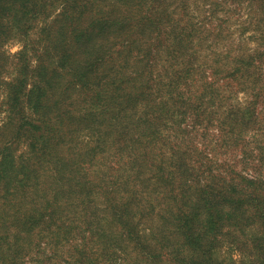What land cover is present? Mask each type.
Segmentation results:
<instances>
[{
  "label": "trees",
  "instance_id": "16d2710c",
  "mask_svg": "<svg viewBox=\"0 0 264 264\" xmlns=\"http://www.w3.org/2000/svg\"><path fill=\"white\" fill-rule=\"evenodd\" d=\"M187 9L0 0V264H264V151L249 176L182 146L187 119L214 124L194 102ZM238 61L229 74L253 73V57ZM251 116L233 107L217 122L242 133Z\"/></svg>",
  "mask_w": 264,
  "mask_h": 264
},
{
  "label": "rangeland",
  "instance_id": "374dc122",
  "mask_svg": "<svg viewBox=\"0 0 264 264\" xmlns=\"http://www.w3.org/2000/svg\"><path fill=\"white\" fill-rule=\"evenodd\" d=\"M186 1L188 9L180 11L178 17L189 18L193 24L192 50L195 66L200 69L197 82L201 86L196 95L201 102L193 101L205 105V115L211 116L214 124L187 119L185 124L190 135H185L188 142L182 146L189 148L193 159H199L196 163L202 167H206L205 162L212 163L216 172L230 164L237 172L254 175L260 171L258 163L264 151V0ZM49 11L48 18H53L52 7ZM43 16L36 19V26L27 38L32 63L37 57L31 47L37 46L33 42L38 39L39 25L45 22ZM21 38H13L5 44L8 53L14 55L23 47ZM238 56L253 57L260 67L253 64L249 67L253 73L235 77L227 71L241 65ZM164 63V59L160 61L161 65ZM165 65L168 67L167 63ZM261 70L263 73L258 77L257 71ZM8 73H16L14 66ZM233 107L251 110V120L242 133H227L217 122L225 119ZM238 135V141L233 142Z\"/></svg>",
  "mask_w": 264,
  "mask_h": 264
}]
</instances>
